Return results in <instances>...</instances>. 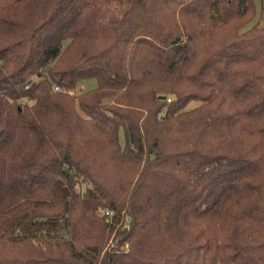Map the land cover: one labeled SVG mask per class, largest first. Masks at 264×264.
<instances>
[{"label":"trees","instance_id":"1","mask_svg":"<svg viewBox=\"0 0 264 264\" xmlns=\"http://www.w3.org/2000/svg\"><path fill=\"white\" fill-rule=\"evenodd\" d=\"M258 17L0 0V264H264Z\"/></svg>","mask_w":264,"mask_h":264},{"label":"rangeland","instance_id":"2","mask_svg":"<svg viewBox=\"0 0 264 264\" xmlns=\"http://www.w3.org/2000/svg\"><path fill=\"white\" fill-rule=\"evenodd\" d=\"M258 7H259V10H260V3L258 2ZM258 22L260 25H264V18H256L252 23H256ZM97 86V82L96 80L92 79V80H88V81H84L82 83H80L77 87V89L74 90V93L76 94H79L80 92H85V91H88V90H91L93 88H95ZM198 103L197 102H192L190 105H189V108H193L195 106H197ZM121 142H123V136L121 138Z\"/></svg>","mask_w":264,"mask_h":264},{"label":"built area","instance_id":"3","mask_svg":"<svg viewBox=\"0 0 264 264\" xmlns=\"http://www.w3.org/2000/svg\"><path fill=\"white\" fill-rule=\"evenodd\" d=\"M55 90H59V87H55Z\"/></svg>","mask_w":264,"mask_h":264}]
</instances>
